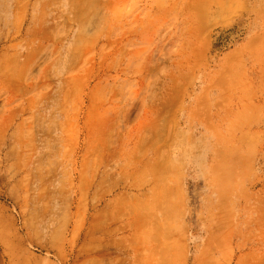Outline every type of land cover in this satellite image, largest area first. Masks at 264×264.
I'll return each mask as SVG.
<instances>
[{
    "label": "rangeland",
    "instance_id": "obj_1",
    "mask_svg": "<svg viewBox=\"0 0 264 264\" xmlns=\"http://www.w3.org/2000/svg\"><path fill=\"white\" fill-rule=\"evenodd\" d=\"M0 264H264V0H0Z\"/></svg>",
    "mask_w": 264,
    "mask_h": 264
},
{
    "label": "bare ground",
    "instance_id": "obj_2",
    "mask_svg": "<svg viewBox=\"0 0 264 264\" xmlns=\"http://www.w3.org/2000/svg\"><path fill=\"white\" fill-rule=\"evenodd\" d=\"M194 167H193V169L196 171V173L198 174V175H201V172H202V169H201V167L198 165V162H196V161H194ZM197 177V176H196ZM199 178V177H198Z\"/></svg>",
    "mask_w": 264,
    "mask_h": 264
}]
</instances>
